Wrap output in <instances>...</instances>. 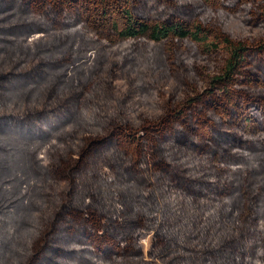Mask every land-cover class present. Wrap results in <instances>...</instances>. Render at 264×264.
Masks as SVG:
<instances>
[{"label": "trees", "instance_id": "obj_1", "mask_svg": "<svg viewBox=\"0 0 264 264\" xmlns=\"http://www.w3.org/2000/svg\"><path fill=\"white\" fill-rule=\"evenodd\" d=\"M63 1L68 7L74 2L87 7L85 17L91 25L102 22L123 41L140 44L171 39L202 45L213 34L225 46L226 58L212 78L211 85L217 87L208 98L196 95L186 98V104L170 102L155 119L136 109L139 123L134 125L124 107H119L113 116L107 113L106 107L116 101L112 94L114 80L107 83L108 95L104 100L92 82L80 87L73 85L69 93L61 94L58 87L62 82L57 81L43 89L42 101L14 107L17 100L10 93L29 84L39 70L46 72L44 63L51 66L53 62L33 56L13 57L11 49L7 66L0 63V131L6 128L46 139L50 127L57 129L79 111L107 121L85 118L83 124L93 129L85 127L86 135L70 136L79 141L78 149L62 159L53 171V181L65 182V186L53 190V198H58V202H53L49 216L43 218V229L31 239L29 251L24 248V241L15 240L8 222L9 205L0 202V264H74L78 259L82 264H241L233 256L234 247L239 245L235 244L236 210L230 199L236 180L228 175L247 154H263L257 148L248 152L243 141L248 139L245 132L264 130V90L253 95L237 85L242 78L247 85L252 78L253 82L264 81V52L258 54L262 62L251 64L254 49L264 51V40L234 39L221 27L213 31L200 23L189 26L190 22L184 20L199 15L201 10L196 8L191 13L195 5L181 0ZM197 1L213 10L236 9L235 2L230 0ZM239 1L242 7H254L264 16V0ZM56 3L61 8L58 0ZM99 4L101 8L97 7ZM1 9L8 7L0 0ZM92 12L95 14L90 18ZM8 15L0 19L6 20ZM19 19L16 22L25 21L18 17L15 20ZM46 21L48 16L31 23L40 33L43 28L39 23ZM83 24L74 29H82ZM259 24L264 29V21ZM15 25H1L0 32ZM33 26L17 31L28 38ZM209 43L216 45L214 40ZM115 61L118 60L105 58L98 69L103 73L109 71L116 78ZM119 62L123 64L124 59ZM129 62L136 64L132 58ZM30 91L20 98L30 99ZM131 98V92L127 93L123 103ZM205 107L216 114L218 119L214 118V123L212 115H203ZM259 138L263 137H256ZM73 148L68 144L69 150ZM99 151L102 153L96 154ZM95 157L96 165L90 169ZM246 195L238 215L241 221L254 224L251 209L259 202L257 196ZM148 235L149 246L144 249L141 241Z\"/></svg>", "mask_w": 264, "mask_h": 264}, {"label": "rangeland", "instance_id": "obj_2", "mask_svg": "<svg viewBox=\"0 0 264 264\" xmlns=\"http://www.w3.org/2000/svg\"><path fill=\"white\" fill-rule=\"evenodd\" d=\"M56 1L1 0L8 9H1L0 17L6 13L9 15L6 20L0 19V26L15 25V23H20V26L15 25L5 33L0 32L3 33L0 38V61H2L0 63L7 66L11 49L14 53L13 57L33 56L32 58L44 59L45 62H53L51 66L44 63L43 69L46 72L39 70L33 78L31 77L29 84L21 85L19 89L10 93L17 100V102L14 100V107L31 105L38 99L42 101L45 95L43 89L48 83L57 81L62 82L58 87V93L61 94L69 93L73 85L80 87L92 82L99 91L101 99L104 100L108 95L106 85L114 80L115 90L112 94L116 101L109 103L110 107H106L107 113L113 116L119 107H124L129 111L130 122L137 125L138 111L155 119L164 112L170 102L180 105L186 98H195L196 95L208 98L211 92H215L217 86H212L211 82L224 64L226 48L220 41L215 40L213 34L202 45L194 44L190 40L171 39L160 43L148 41L140 44L137 41V43L130 40L123 41L102 25V22L91 25L85 17L87 7L78 6L80 4L78 2L68 7L63 4V0H58L61 8H57ZM230 1L235 2L236 9L233 12L230 8L223 11L209 9L197 0H181L195 5L191 13L196 11V8L201 10L199 15L191 16L184 21H189V26L200 23L213 31L221 27L234 39L252 42L264 40V29L259 24L260 21H264L262 13L257 12L254 7L249 9L242 7L239 0ZM72 6L76 9H72ZM99 6L100 4L97 7L101 8ZM262 6L264 7V2ZM92 7L91 4L89 10ZM153 13L156 14L157 11L154 10ZM223 13L228 14V17L223 16ZM94 14L92 12L90 18ZM45 16H48L49 21L40 22L43 33H37L39 31L34 29L31 20H40ZM17 17L24 18L25 21L16 22L20 21V19L15 20ZM246 17L250 20L246 21ZM81 24L84 25L82 29H74ZM31 26L34 32L32 31L28 38L24 33L17 31ZM211 40H214L216 45L209 43ZM36 50L40 51L34 54ZM253 52L252 66L255 61L262 62L258 54L263 55L264 51L254 49ZM248 57L249 55H246L247 59ZM105 58L118 60L113 66L117 69L116 78H113L109 71L103 73L98 69L101 62H105ZM131 58L136 64L129 62ZM121 59H124L123 64L119 62ZM261 73L264 77L263 70ZM252 79L248 80L251 81L249 86L245 78L238 79L237 86L249 90L253 95H260L259 91L264 90V81L253 82ZM29 89L32 90L31 98L21 99L20 95L25 94ZM62 89L65 91L60 92L59 90ZM129 92L132 98L124 104L123 100ZM202 113L205 117L208 114L212 115V122H215L214 118L217 116L214 111L205 107ZM234 115H230L231 118ZM85 118L99 122L107 121L106 118L94 116L90 112L79 111L71 120L61 122L57 129L50 127V135L46 139L6 128L0 131V202L9 205L8 222L12 227L13 236L16 241H24L26 251H29L32 244L31 239L43 229V218L49 216L53 202H58V198H53V190H60L65 186V182L53 181V171L62 159L70 156L71 153L74 154L78 149L79 141L71 139L70 136L86 135L85 127L89 130L93 129L92 126L83 124ZM227 124L234 128L231 123ZM244 135L248 139L243 141V146H248V152L251 148H257L262 150L263 154H257L256 157L247 154L245 159L237 162L239 166L231 169V174L228 175L236 180L234 193L230 199L233 200L236 210L234 232L237 234L235 238L237 243L235 241V244L239 245L234 247L233 256L239 258L241 264H264V130L257 133L245 132ZM256 137L263 138L256 139ZM68 144L74 145V148L69 150ZM111 150L110 147L109 154L112 153ZM101 153L99 151L96 154ZM96 161L97 158H93L90 169H93ZM248 184L249 189H247ZM246 193L253 197L257 196L259 202V205L255 204L251 209L254 224L241 221L238 215L247 196ZM250 237L253 239H249ZM141 242L144 249H147L150 235L143 237ZM74 264L82 263L78 259Z\"/></svg>", "mask_w": 264, "mask_h": 264}]
</instances>
